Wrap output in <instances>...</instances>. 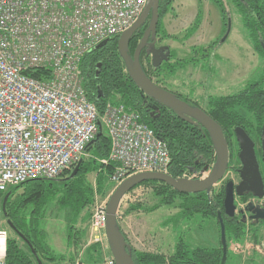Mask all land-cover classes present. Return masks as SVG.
<instances>
[{"label": "built area", "instance_id": "obj_1", "mask_svg": "<svg viewBox=\"0 0 264 264\" xmlns=\"http://www.w3.org/2000/svg\"><path fill=\"white\" fill-rule=\"evenodd\" d=\"M145 4L146 0H0L1 196L29 181L70 174L95 139L98 122L110 141L104 164H114L110 181L116 186L135 174H168L166 147L140 123L138 114L107 103L100 115L80 78L82 58L128 30ZM205 175L184 173L179 178ZM105 208L106 204L95 209L90 233L106 241ZM7 237L0 221V264H5ZM233 248L240 251L237 245Z\"/></svg>", "mask_w": 264, "mask_h": 264}, {"label": "trees", "instance_id": "obj_2", "mask_svg": "<svg viewBox=\"0 0 264 264\" xmlns=\"http://www.w3.org/2000/svg\"><path fill=\"white\" fill-rule=\"evenodd\" d=\"M171 1L159 0L158 29ZM211 1L217 7L223 19L224 32L226 31L227 19L230 17L228 3L235 8L239 14L247 39L254 50L264 59V0ZM198 18L195 20L193 28L188 31L189 34L187 36H190L197 29ZM143 30L144 28L137 30L130 40L128 45V54L130 56H132L138 40L143 34ZM117 38L114 37L107 40L102 46L87 53L80 62V78L87 99L96 106L100 115H103L107 103L122 105L126 109L137 113L140 123L152 130L154 135L165 145L170 159L167 172L172 178H179L183 173L201 174L205 168L210 167L214 162L213 146L207 133L200 125L183 121L171 110L143 95L125 71L117 50ZM194 51L196 53H205L206 49ZM147 56V51L140 53V64L145 74L151 79V76L143 66V60L147 59ZM203 56L205 57L206 55L204 54ZM167 63L163 65H167ZM187 63L177 62L176 66H167L166 70L173 74L175 68H183L184 64ZM163 65L157 69H153L151 66L152 72L156 74L158 70L159 72L163 71ZM97 96H99L98 99ZM206 104L207 108L201 109L221 127L224 138L228 143V149L230 148L229 137L234 135L233 130L235 127L243 128L247 134L249 129H256L261 141L264 123V68L260 76L247 81L234 95L208 97ZM248 136L250 137L249 134ZM109 150L110 141L104 131L98 138L93 140L91 146L86 148V152L89 151L97 159L107 162ZM93 164H95L93 161H82L77 174L73 178H67L66 182L63 179L53 181L33 180L11 188L3 196L0 194L2 198L1 204L4 196L8 194L4 209L5 217L10 219L16 229L15 231L10 228L13 234L18 236L17 231L20 233L18 237L26 248V250H23L14 237H7L5 264H37L38 262L43 264L40 259L41 255H53L51 252L48 253V249L42 243V233L38 231L37 226V214L41 207L56 195L63 207L68 209V214L73 217L66 222L65 236L67 244H75L77 246L78 239L83 238L84 233L74 228L75 222L73 219L78 217L79 212L92 202L93 189L84 181L83 175L88 173L89 168ZM98 167L103 168L104 174L109 175L114 169V164L107 163L106 166L100 164ZM104 178L103 174H100L96 182V189L102 194L106 188L103 184ZM140 185H149L151 187L152 197L156 200V203L144 209L135 205L128 209L129 213L139 207V210L153 212L163 206H175L179 209L178 215L186 219L195 214L206 218H216V213L221 212L227 240L228 238H242L245 235L246 226L244 224L223 215V189L216 194H213L212 191L210 194H181L157 181H148ZM22 187L26 189V193L21 195L20 209L28 206L33 208L28 224L24 218L18 215L16 209L9 208L11 194ZM254 226L256 225L251 224L249 227L252 229ZM125 242L129 246L126 239ZM95 249L97 250V248ZM127 252L134 264H219L221 259L220 245L218 248H195L189 250L182 241L176 243L170 256L137 252L131 246L128 247ZM99 254L101 256L100 251ZM54 259L48 258L50 262H54ZM101 259L99 257L100 261ZM227 259L228 253L226 261Z\"/></svg>", "mask_w": 264, "mask_h": 264}, {"label": "rangeland", "instance_id": "obj_3", "mask_svg": "<svg viewBox=\"0 0 264 264\" xmlns=\"http://www.w3.org/2000/svg\"><path fill=\"white\" fill-rule=\"evenodd\" d=\"M228 8L231 28L226 40L220 44L226 31L224 32L223 19L211 0H172L158 29V44L167 48L170 59L167 65L162 66L163 71L158 70L156 74L151 70L150 61L143 60V66L152 81L191 105L206 109L208 97L234 95L247 81L260 76L264 68V59L247 39L235 8L230 3ZM197 17H199L197 29L187 36ZM200 49H206L205 53L194 51ZM184 61L188 63L184 64L183 68H175L173 74L166 70L167 66L173 67L177 62L185 63ZM248 134L255 144L257 157L261 160L258 131L249 129ZM229 141V168L223 179L213 187V194L220 192L229 180L234 184L238 182V176L234 171L240 168V164L237 160L238 146L234 135H230ZM83 161L95 162L88 173L83 175L84 181L93 189L92 202L73 219L74 228L83 232L84 237L78 239L77 246L67 244L66 222L73 217L58 201L57 195L51 198L37 214V226L38 231L42 233V243L48 249V253L53 254L41 255L43 264H112L105 238L101 234H96L97 240H95L96 235L91 237L90 222L95 209L107 203L116 185L110 181L111 174H104L103 168L98 167L100 164L106 166L103 160L97 159L88 151ZM259 164L262 169L263 162ZM100 174L105 177L103 184L106 188L103 194L96 189ZM69 177L70 174H63L62 178L57 180L63 179L66 182ZM25 193L24 187L15 190L9 198V208L16 209L18 215L28 224L32 206L21 209L19 207L21 195ZM1 201L0 197V221L8 237L17 239L21 248L26 250L24 243L6 224L10 219L3 217ZM246 202L244 199L235 198L236 210L242 209ZM155 203L156 200L152 197V189L149 185H139L122 198L117 223L131 248L137 252L164 256H170L179 241H182L189 250L218 248L220 242L216 218H206L195 214L186 219L178 215L179 209L175 206H163L153 212L139 210L140 207L130 213L128 211L135 205L144 209ZM258 204L263 205L264 198ZM85 218L87 219L84 220ZM226 244L228 259L224 264H264V221L252 229L246 226L245 235L242 238H228ZM236 245L240 247L239 252L233 248ZM94 248L97 250L95 251ZM99 257L102 258L101 261ZM48 258H55L54 262H50Z\"/></svg>", "mask_w": 264, "mask_h": 264}, {"label": "water", "instance_id": "obj_4", "mask_svg": "<svg viewBox=\"0 0 264 264\" xmlns=\"http://www.w3.org/2000/svg\"><path fill=\"white\" fill-rule=\"evenodd\" d=\"M159 0H146L144 9L134 24L117 38V50L122 59L124 68L133 84L143 93L144 96L161 104L165 108L171 110L178 118L185 122L200 125L207 133L214 151V162L202 173L206 175L197 179L172 178L168 174L163 173H140L126 178L119 184L109 196L105 208L104 232L108 249L114 264H134L130 257L128 245L125 242L122 232L118 228L117 215L122 198L130 192V190L140 184L148 181H157L169 186L174 191L181 194H210L213 187L220 182L229 168V149L228 143L224 138L221 127L198 106L188 104L181 100L176 94L167 91L156 85L143 71L140 64V53L147 47V40L150 37L154 39L149 45L147 55H150V63L153 69L160 67L161 63L167 60V56H162L163 48L155 47L156 30L159 21ZM149 18L148 26L143 32L139 43L136 45L132 56L128 54V45L133 35L139 30ZM231 24L230 17L227 19L225 35L220 40L223 43L229 32ZM106 42H102L95 49L102 46ZM167 50V49H166ZM161 55L162 57H159ZM99 96H97V99ZM100 124L98 122V133L95 138L101 134ZM234 138L238 146L237 160L240 168L237 170L239 177L238 184L227 181L223 187V215L227 218H234L236 206L234 204L235 197L251 196L257 200L264 198V183L259 169V163L256 157L255 144L248 134L241 127H235L233 130ZM264 123L261 134V152L264 165ZM93 141L87 146H91ZM80 161L70 174L73 178L81 165ZM8 198L6 194L1 204V210L4 213L5 204ZM242 211L249 213V220L256 224L264 221V205L248 203ZM5 216V214H4ZM216 221L219 227V242L221 246V259L219 264H224L227 255V244L225 236V227L221 212L216 213ZM9 228L16 231L12 223L6 222ZM17 231V235L19 236ZM37 264H40L38 262Z\"/></svg>", "mask_w": 264, "mask_h": 264}, {"label": "flooded vegetation", "instance_id": "obj_5", "mask_svg": "<svg viewBox=\"0 0 264 264\" xmlns=\"http://www.w3.org/2000/svg\"><path fill=\"white\" fill-rule=\"evenodd\" d=\"M148 22H149V18L147 19V21H146V23L139 29V30H142L143 28H144V30H143V32L146 30V28H147V26H148ZM143 35V34H142ZM142 37V36H141ZM140 37V38H141ZM140 38H139V40H140ZM139 40H138V43H139ZM160 40V39H159ZM154 41V39H151L150 37L148 38V40H147V47H145L142 51H148V48H149V45L151 44V42H153ZM155 47L156 48H158V47H160V48H163L162 50H161V52H162V56H164V55H166L167 54V48L165 47V46H160L159 44H158V25H157V30H156V37H155ZM141 51V52H142ZM161 55H159V57H162ZM167 56V55H166ZM170 57V55H168L167 56V60L166 61H164V62H162L161 63V65H163L164 63H167L168 61H169V58ZM147 59L150 61V55H148L147 56ZM150 63V62H149ZM150 65H151V63H150ZM160 65V66H161ZM162 88V87H161ZM178 96V95H177ZM179 97V96H178ZM180 98V97H179ZM181 99V98H180ZM182 100V99H181ZM183 101H185V100H183ZM187 103H188V101H186ZM188 104H190V103H188ZM191 105V104H190ZM194 106H196V105H194ZM199 107V106H198ZM260 145H261V143H260ZM256 157H257V152H256ZM257 160H258V163H261V162H263L262 161V152H261V160H259L258 159V157H257ZM259 169H260V172H261V175H262V180H263V183H264V165H263V168L261 169L260 168V164H259ZM237 170L238 169H236V171H234L236 174H237ZM184 174V173H183ZM182 174V175H183ZM187 174H190V173H187ZM194 174H196V173H194ZM202 174V173H201ZM201 174H196L197 176L199 175V176H201ZM181 175V176H182ZM180 176V177H181ZM237 176H238V174H237ZM238 182H239V177H238ZM238 182H237V184H238ZM235 198H239V199H244V200H246L247 202L245 203V206L248 204V203H252L253 205L255 204H258V202L260 201V200H257V199H255V198H252L251 196H243V197H235ZM264 205V204H263ZM244 206V207H245ZM244 207L242 208V209H244ZM242 209H239V210H236V213H235V217L234 218H232L233 220H236L237 222H240V223H242V224H244L245 226H247V227H249L251 224H253V225H258V224H256L254 221H250L248 218H249V216H250V214L249 213H246V212H244V211H242ZM1 212H2V210H1ZM4 214H5V212L3 213L2 212V215H3V217L5 218V219H7V217H5L4 216ZM8 220V219H7ZM6 220V221H7Z\"/></svg>", "mask_w": 264, "mask_h": 264}]
</instances>
